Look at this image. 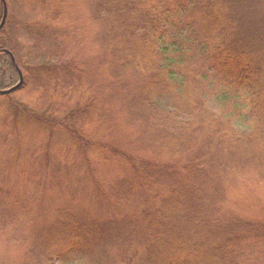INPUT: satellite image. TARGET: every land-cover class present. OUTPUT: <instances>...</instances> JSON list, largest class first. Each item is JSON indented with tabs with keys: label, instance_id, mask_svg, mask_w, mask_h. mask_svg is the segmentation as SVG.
Instances as JSON below:
<instances>
[{
	"label": "trees",
	"instance_id": "obj_1",
	"mask_svg": "<svg viewBox=\"0 0 264 264\" xmlns=\"http://www.w3.org/2000/svg\"><path fill=\"white\" fill-rule=\"evenodd\" d=\"M5 2L0 90L13 80L14 67L3 53L9 51L23 78L20 91L29 66L19 62L17 42L6 34L10 12ZM90 9L104 31L97 45L112 60L117 55L139 63L141 71L132 68V80L125 81L116 79L122 67L110 68L108 82L92 84L97 92L89 108L97 113L109 101L117 108L107 112L109 120L111 113V119L119 114L141 123L129 140L115 127L109 132V151L126 164L110 192L89 184L87 196L96 198L92 206L63 188L50 203L43 198L36 212L45 219L33 227L34 236L19 241L23 260L264 264V210L251 204L254 191L264 185V0H92ZM63 30L52 39L54 58L81 44ZM31 50L41 52L37 46ZM78 56L72 54L67 67L76 70ZM154 143L168 144V152H152ZM137 144V153L129 154L128 146ZM12 186L15 194L10 186L0 188L2 223L11 215H30ZM49 188L55 192L58 184ZM136 199L143 214L133 207ZM225 204L233 210L227 213ZM256 248L261 252L255 254Z\"/></svg>",
	"mask_w": 264,
	"mask_h": 264
},
{
	"label": "rangeland",
	"instance_id": "obj_2",
	"mask_svg": "<svg viewBox=\"0 0 264 264\" xmlns=\"http://www.w3.org/2000/svg\"><path fill=\"white\" fill-rule=\"evenodd\" d=\"M91 1L88 0L90 6ZM90 6L87 0H68L66 6H59L58 0H8L10 18L6 34L17 42L14 55L24 68L25 64L29 67L25 69L28 77L26 86L0 96V188L10 186V193H14L16 189L12 184H16L22 197L20 200L25 202L30 215H11L5 223L0 221V264H29L22 258L24 248L19 241L26 239L29 233V236H34L33 227L38 220L45 219L44 215L36 212L43 198L50 203L53 194L63 188L69 197H83L92 206L96 198L92 194L87 196L89 184H98L108 193L116 178L123 175L121 167L125 168L126 163L109 151L113 136L109 132L115 127L124 139L129 140V137L136 136L141 122L135 124L119 114L111 119V113L109 120L107 112L117 109L116 104L109 101L108 106L105 104L92 114L89 108L91 95L97 92L92 84L99 83L101 87L108 82L109 69L112 71L116 66L122 67L121 73H116V79L125 81L132 80V68H141L139 63L129 64L127 59L117 55L116 60H112L107 49L97 45L95 40L100 39L104 31L93 21ZM2 14L0 5V21ZM62 28L81 44L73 45V52L69 50L68 53L66 49L62 56L54 58L51 55L52 39L65 31ZM32 46H37L41 52L34 53ZM29 50L33 51L34 58H30ZM74 53L80 56L78 60L76 57V70L67 67ZM7 56L4 59L10 62ZM11 64L14 67L12 61ZM18 71L19 68L14 67L9 72L13 74V80L7 84L8 88L17 83L18 74L15 77L13 72ZM127 85L131 87L132 84ZM97 106L96 102L95 111ZM16 114L18 121L14 124ZM128 147L131 150L129 154L137 153L138 144L134 148ZM150 148L152 152H168V144L154 143ZM146 156L149 158L151 155ZM56 183L58 188L53 192L49 187ZM235 194L236 200L240 201L239 194ZM253 194L252 206L257 204L264 210V185L263 190ZM10 201L15 205L16 200ZM133 207L143 214L144 206L139 200L136 199ZM224 208L228 213L233 210V205L225 204ZM254 252L261 251L256 248Z\"/></svg>",
	"mask_w": 264,
	"mask_h": 264
},
{
	"label": "water",
	"instance_id": "obj_3",
	"mask_svg": "<svg viewBox=\"0 0 264 264\" xmlns=\"http://www.w3.org/2000/svg\"><path fill=\"white\" fill-rule=\"evenodd\" d=\"M1 2H2L3 14H2L1 21H0V30L4 26L5 20H6V16H7L6 4L4 3V0H1ZM3 53L7 54L10 57L14 67L17 68L16 65H15L13 56L7 51H3ZM22 83H23V78H22V75H21L20 71H18V81H17V83L14 86H11L10 88H7L5 90H0V96L8 95V94H11V93L17 91L21 87Z\"/></svg>",
	"mask_w": 264,
	"mask_h": 264
}]
</instances>
